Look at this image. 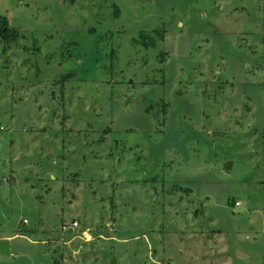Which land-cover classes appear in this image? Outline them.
Here are the masks:
<instances>
[{
  "label": "rangeland",
  "instance_id": "obj_1",
  "mask_svg": "<svg viewBox=\"0 0 264 264\" xmlns=\"http://www.w3.org/2000/svg\"><path fill=\"white\" fill-rule=\"evenodd\" d=\"M0 16V264H264V0Z\"/></svg>",
  "mask_w": 264,
  "mask_h": 264
},
{
  "label": "trees",
  "instance_id": "obj_2",
  "mask_svg": "<svg viewBox=\"0 0 264 264\" xmlns=\"http://www.w3.org/2000/svg\"><path fill=\"white\" fill-rule=\"evenodd\" d=\"M20 35L18 34V32L12 30L10 27H9V24H8V20L3 17V16H0V41L1 43L3 44L4 48H6V50H8L10 44H14L18 37ZM70 76V75H69ZM70 78V77H69ZM69 78L66 79V76H64L62 78V80L65 82L67 81ZM62 81V82H63ZM227 204L230 206V207H233L236 205V200L234 199H229L227 201Z\"/></svg>",
  "mask_w": 264,
  "mask_h": 264
},
{
  "label": "water",
  "instance_id": "obj_3",
  "mask_svg": "<svg viewBox=\"0 0 264 264\" xmlns=\"http://www.w3.org/2000/svg\"><path fill=\"white\" fill-rule=\"evenodd\" d=\"M10 7H15L16 0H8ZM242 210L241 208H236V211ZM0 255L9 256L10 255V244L9 240L2 239L0 240Z\"/></svg>",
  "mask_w": 264,
  "mask_h": 264
},
{
  "label": "built area",
  "instance_id": "obj_4",
  "mask_svg": "<svg viewBox=\"0 0 264 264\" xmlns=\"http://www.w3.org/2000/svg\"><path fill=\"white\" fill-rule=\"evenodd\" d=\"M20 1H23V0H20ZM236 205H238V203H236ZM26 223H27V221L24 220L23 224H26ZM77 227H78V223L74 221V222L70 223L69 226H67V227L62 226V231L66 230V229L74 231Z\"/></svg>",
  "mask_w": 264,
  "mask_h": 264
},
{
  "label": "crops",
  "instance_id": "obj_5",
  "mask_svg": "<svg viewBox=\"0 0 264 264\" xmlns=\"http://www.w3.org/2000/svg\"><path fill=\"white\" fill-rule=\"evenodd\" d=\"M236 203H238L237 208H241L243 210V207H242V205L240 204V202L238 200H236ZM26 224H28V222ZM12 238H13L12 236H1L0 240L7 239V240H9V244H10V241H11ZM10 248H11V246H10Z\"/></svg>",
  "mask_w": 264,
  "mask_h": 264
}]
</instances>
